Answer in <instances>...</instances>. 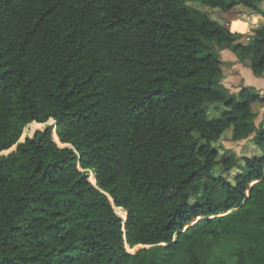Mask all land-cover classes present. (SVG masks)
<instances>
[{"label": "trees", "instance_id": "obj_1", "mask_svg": "<svg viewBox=\"0 0 264 264\" xmlns=\"http://www.w3.org/2000/svg\"><path fill=\"white\" fill-rule=\"evenodd\" d=\"M191 1L264 17L261 0H0V264H208L220 245L218 264H264V95L228 93L215 48L264 77V26ZM229 127L258 153L214 175Z\"/></svg>", "mask_w": 264, "mask_h": 264}, {"label": "rangeland", "instance_id": "obj_2", "mask_svg": "<svg viewBox=\"0 0 264 264\" xmlns=\"http://www.w3.org/2000/svg\"><path fill=\"white\" fill-rule=\"evenodd\" d=\"M187 4L191 7H194L198 10H201L209 15L210 18L219 21V14L223 11L218 8H211L206 5H202L199 2H187ZM260 8L264 10V0L260 2ZM236 9L239 10V14L247 15V13H253L251 9L244 7L242 5L236 6ZM218 14V15H217ZM223 14H221L222 16ZM237 18H242L238 16ZM244 21L246 19L242 18ZM241 20H234L230 25L231 32H244L246 30V22ZM262 21V20H261ZM220 22V21H219ZM261 27V26H260ZM255 27L250 28L253 30ZM243 43H246L247 40L242 39ZM215 48L220 54L223 65V78L221 80L222 85L226 89L228 93H236L243 86L256 90L264 95V77H256L252 74L250 70L249 62L245 61V64L240 63L236 56L231 52V45L228 44H215ZM254 110L257 114V117L254 119V124L258 126L259 122L264 118V105H255ZM206 111L209 114V117L212 119L218 118L220 113L222 112V106L220 104L215 105H207ZM251 136L242 140H235L232 135V128H227L221 137L213 143L218 149V159L215 170L213 172L214 175L222 174L220 168L222 167L223 162L228 159L231 155H234L241 159V157H250L253 154H257L258 150L255 145L250 140ZM240 163V161L238 162ZM236 167H233L231 170L233 173H236ZM231 182V177L229 174L223 175ZM233 246L232 245H220L217 246L213 254L209 257H204V260L208 264H218L220 259L227 260L229 262H233L234 258L232 256Z\"/></svg>", "mask_w": 264, "mask_h": 264}, {"label": "crops", "instance_id": "obj_3", "mask_svg": "<svg viewBox=\"0 0 264 264\" xmlns=\"http://www.w3.org/2000/svg\"><path fill=\"white\" fill-rule=\"evenodd\" d=\"M221 14H223L221 16ZM218 15V14H217ZM242 18L246 19V16H249L250 19H246L245 21L242 18H237L238 16H241ZM239 14V10L235 8H233L232 10L229 11H223L222 13L219 14V23L222 25L227 26L228 28H230V25L232 23V21L234 20H241L246 22L247 26H246V30L244 32H240V33H247L250 31V28L253 27H260V26H264V17L257 15V14H253V13H247V15H243V14ZM262 20V21H261ZM217 21V20H216ZM250 33V32H249ZM248 33V34H249Z\"/></svg>", "mask_w": 264, "mask_h": 264}, {"label": "built area", "instance_id": "obj_4", "mask_svg": "<svg viewBox=\"0 0 264 264\" xmlns=\"http://www.w3.org/2000/svg\"><path fill=\"white\" fill-rule=\"evenodd\" d=\"M245 18H246L247 20H248V19H250V17H249V16H246Z\"/></svg>", "mask_w": 264, "mask_h": 264}]
</instances>
